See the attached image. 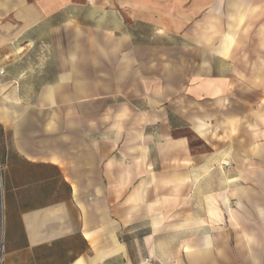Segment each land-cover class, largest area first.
Segmentation results:
<instances>
[{"label": "crops", "instance_id": "obj_1", "mask_svg": "<svg viewBox=\"0 0 264 264\" xmlns=\"http://www.w3.org/2000/svg\"><path fill=\"white\" fill-rule=\"evenodd\" d=\"M1 264H264V0H0Z\"/></svg>", "mask_w": 264, "mask_h": 264}, {"label": "built area", "instance_id": "obj_2", "mask_svg": "<svg viewBox=\"0 0 264 264\" xmlns=\"http://www.w3.org/2000/svg\"><path fill=\"white\" fill-rule=\"evenodd\" d=\"M4 72V70L3 69H0V73H3Z\"/></svg>", "mask_w": 264, "mask_h": 264}, {"label": "rangeland", "instance_id": "obj_3", "mask_svg": "<svg viewBox=\"0 0 264 264\" xmlns=\"http://www.w3.org/2000/svg\"><path fill=\"white\" fill-rule=\"evenodd\" d=\"M1 264V263H0Z\"/></svg>", "mask_w": 264, "mask_h": 264}]
</instances>
